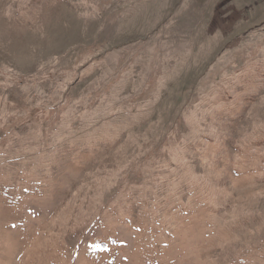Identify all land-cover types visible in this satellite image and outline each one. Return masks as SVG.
Returning a JSON list of instances; mask_svg holds the SVG:
<instances>
[{
	"label": "rangeland",
	"instance_id": "1",
	"mask_svg": "<svg viewBox=\"0 0 264 264\" xmlns=\"http://www.w3.org/2000/svg\"><path fill=\"white\" fill-rule=\"evenodd\" d=\"M0 264H264V0H0Z\"/></svg>",
	"mask_w": 264,
	"mask_h": 264
}]
</instances>
